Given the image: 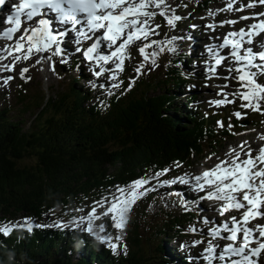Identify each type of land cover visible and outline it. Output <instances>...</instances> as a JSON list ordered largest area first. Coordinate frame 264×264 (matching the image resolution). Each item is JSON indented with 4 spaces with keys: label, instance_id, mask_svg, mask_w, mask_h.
Masks as SVG:
<instances>
[{
    "label": "snow or ice",
    "instance_id": "1",
    "mask_svg": "<svg viewBox=\"0 0 264 264\" xmlns=\"http://www.w3.org/2000/svg\"><path fill=\"white\" fill-rule=\"evenodd\" d=\"M5 3L6 0H0V5ZM224 3V8L209 12L208 15L211 17L217 12H247L249 9L253 11L238 19H228L218 24L208 23L204 25L206 31H215L218 26H234L240 21L254 22L239 30L229 31L219 43L205 46L208 55V59L204 60L206 78L216 77L218 68L225 62L229 65L225 69L228 75L222 77L226 83L219 86L216 93L221 98L212 99L209 104L222 107L240 100L241 109L264 115V84L258 82L259 77L264 76V40L259 39L264 35V11H255L257 7L264 8V0H248L247 3L243 0H224ZM237 4L240 6L236 7ZM181 7L186 9L187 4H173L169 0H18V3L11 5L12 11L4 19V24L8 26L0 30V39L14 42L0 47V85L8 86L15 78L11 73L15 72L16 66L20 62L30 61L33 56L37 57L36 65L47 63L53 72L55 58L59 57L62 65L68 63L61 46L63 41L75 45V52L82 54L83 61L88 62V70L94 77H105L108 83L97 84L90 80L89 84L93 89H106L109 96L122 87L123 82L118 81V73L125 70V61L133 58L131 47H137L141 61L134 69L135 76L129 77L128 88L125 89L129 91L145 69L151 71L159 67L158 58L162 54L176 52V41L191 39V36L176 35L166 39L153 38L159 36L162 27L161 24H154V19L159 16L170 29H175L185 18L178 14ZM48 13L55 15L49 19L40 18ZM188 15L191 16V13ZM53 21L63 30L54 32ZM29 22L35 26H24ZM190 28L196 29L197 25L192 24ZM85 42H88L86 47ZM225 49H229L226 55L222 54ZM29 71L28 67L20 69V78L25 82L30 80L26 76ZM5 72L10 74L3 75ZM229 80L239 84L236 91H226ZM100 104L106 107L104 101ZM231 115L241 122L246 119V115L239 110ZM216 124L221 129L225 127L223 121H217ZM227 128L230 134L240 135L232 131L234 125L231 122ZM259 141L258 149H254L249 141H241L239 145L230 147L224 158L216 156L217 162L199 174L186 172L173 179H166L163 177L171 169L165 167L151 176L145 175L124 186H116L110 198L104 197L94 202L95 206L80 217V224L86 223L84 231L92 233L113 254H118L121 248L126 254V243H117L123 237L116 235L113 238L107 233L104 223L98 224L99 231L95 232L93 221L100 220L101 215L110 217L111 226L123 230L127 214L139 199L157 188L178 183L188 186L196 194L193 204L198 205L205 200L214 201L215 211L223 218L217 223L202 217L203 229L195 226L188 229L189 233L206 230L207 236L211 237L192 242L193 247L207 245L203 248V261L207 264H213L214 260L217 264H264V223L259 222L264 220V133L259 135ZM213 155H209L208 159H212ZM175 167L180 168V163L176 162ZM97 208L103 211L98 214ZM184 210L188 211L186 201ZM232 211L238 212L239 216H226ZM50 227L67 228L68 225H61L59 221L40 224L25 217L22 222L0 226V235L8 236L17 228L32 232L34 229ZM217 240L228 243L221 246L214 243ZM180 247L186 245L181 244ZM221 247L222 251L217 255V249Z\"/></svg>",
    "mask_w": 264,
    "mask_h": 264
},
{
    "label": "trees",
    "instance_id": "2",
    "mask_svg": "<svg viewBox=\"0 0 264 264\" xmlns=\"http://www.w3.org/2000/svg\"><path fill=\"white\" fill-rule=\"evenodd\" d=\"M72 67L77 70V62L66 70V90L42 94L34 103L27 130L22 118H12L9 106L0 109V219L18 213L41 217L56 206L72 208L112 176L125 180L142 167L198 159L219 140L214 117L188 108L194 93H187L184 103L176 100L186 92L176 83L184 81L177 69L164 75L172 81L158 83L154 93L145 85L138 94L104 97L106 107H101L91 102L88 91L75 88L79 73L70 75ZM18 95L24 105L26 97ZM29 109L28 103L20 112ZM184 218L177 214L169 219L170 224L162 226L164 234H172ZM76 237L68 230L43 229L0 235V264H176L161 246L151 252L142 242L127 257L109 261L102 252L94 254L96 246H82L85 241ZM159 237L156 231L152 239ZM77 251L81 254L75 255ZM180 264H186L185 259Z\"/></svg>",
    "mask_w": 264,
    "mask_h": 264
},
{
    "label": "rangeland",
    "instance_id": "3",
    "mask_svg": "<svg viewBox=\"0 0 264 264\" xmlns=\"http://www.w3.org/2000/svg\"><path fill=\"white\" fill-rule=\"evenodd\" d=\"M223 3H224V1L221 2L219 0L217 2H212L210 5H212V7H215V11H216V10H219V9L225 7V5H223ZM239 6L240 5H236V7H239ZM257 9H260V7H257ZM209 12H212L210 8L206 9V10L203 7L197 9L196 1H192L191 3H189L187 5L186 9L184 8V13L179 12L178 14L183 15L185 17V19H183V21H187V20H189L190 22L195 21L197 26H199V25L203 26L205 21H212L214 19V23L218 24L220 21L225 20L226 15L227 16L228 15L236 16L240 13V12H238V13L237 12H235V13L217 12L216 15L210 17L208 15ZM189 13H191V16L188 15ZM153 23L154 24H160V21L156 17L154 19ZM182 29L183 30H181V28L178 27V29L175 28L173 31L167 33V30H165L162 26L160 28L158 39H166L168 36H171V35L187 37L184 34H187L188 30H189V32H193V33L196 32V34H197L196 41L199 39V37H201L203 35V33H200L197 30V28L196 29H192V28L188 29V27L185 25V26H183ZM203 29H204V26H203ZM164 30H165V33H163ZM178 31H180V32L178 33ZM182 41H183V39L175 42L176 52L182 48V46H181ZM206 43L209 44L210 41H206ZM131 53L133 54V55H131L133 58L131 60H126L124 67L128 66L129 69H127V71L132 74L136 65L141 61V57L139 56V54L137 52V47H135V50L133 52L130 51V54ZM36 58L37 57L34 56L29 61V63L27 65H25V62L19 63V65L16 68V71L14 72V75H15L14 80L12 82H10V84L8 86L0 85V109L2 107L9 106V108H11L10 115L12 116V118H14V119L22 118L23 119V122H24L23 129L24 130H27V128H28L29 120L32 118L33 112L36 110L34 103L38 102L40 100V96L42 94L54 96V95L58 94L61 89L66 90L65 83L68 81L67 73H66V76L63 77L60 72H58L56 70H55V72L51 71L49 69V66L47 63H43L41 65H36L35 64ZM71 61H72V59H70V62ZM165 61H167V58H166V55L164 53L158 58L159 67H157L151 71H148L147 69H145L143 75L150 76L149 73H152V74L153 73H159V72L161 73L163 70V65H164ZM56 63H59V61L56 60ZM191 64L194 65V62H192ZM24 66L28 67L30 69L28 74H26L27 77H30V80H27V82H25V80L21 79L19 76L20 75V69ZM203 69L205 70V68H203ZM61 71L64 72L65 68H64V70H61ZM134 73H135V71H134ZM72 74H74V71L71 68L70 69V75H72ZM3 75H5V74H3ZM128 76L129 75H125V70H124L122 73H118V81H122L124 83V78H127V81L129 82ZM133 76H135V74L130 75V77H133ZM18 78L20 79V81L18 80ZM90 80L95 81L97 84L108 83L106 81L105 77L96 78L89 72V70L86 66H83L82 72L78 76V79L76 81L75 88L88 91L89 95L93 96V99L91 100V102L98 104L101 102V97L103 95L107 94V90L106 89H99V88L93 89L89 84ZM194 82L195 83H192V84H195L197 86V88L200 87V85L197 81H194ZM261 83H262V81H261ZM127 88H128V84L127 85L122 84V87L120 89L114 90V91L126 92L125 89H127ZM140 88L144 89L145 87L143 86V84L140 85V83L137 82V84L134 85L133 88H131V90L134 89V93L138 94L140 92ZM146 88H148V90H149L148 93H151V92L154 93L155 92L152 90L154 88L153 85H151L150 87H146ZM198 89L199 90L196 92V97L198 98L199 101H203V99H205L204 96L209 95V93L211 92L210 89H207V90L200 89V88H198ZM131 90H129V91H131ZM19 91L21 92V94H23L26 97V99L30 105V109L25 113H21L20 108L24 105H27L28 103L26 101V103H24V105H23L24 100L18 99V96H20V95H18ZM182 100L183 99L178 100V101L182 102ZM207 105L208 104L206 102H204V106H207ZM239 111H241L242 114L246 115V119H244L242 121V125H241L242 128H239V129L234 128V131H236V133H240V135L238 136L239 140L237 142L249 141L251 143V141L256 140V134L258 131V128H256V126H253L254 125L253 121L258 120L259 124L258 125L255 124V125H257V127H264V115H262L260 113L253 112L251 110L240 109ZM257 117H259V118H257ZM261 129L262 128H260L259 130H261ZM263 131H264V129H262V131H260V132H263ZM252 133H253V135H252ZM250 136L251 137L254 136V138L252 139ZM233 141H234V139H232L231 141H227L225 143V147H222V148L214 147V149L209 151V153H207V155L200 162H198L192 169H184L183 171H186L188 173H192V172L196 171L200 165L208 166L209 162H211V161L213 162L216 160V158H215L216 154H218L220 156L221 155L220 152L224 151L226 147H228V148L233 147V145H232L233 143L230 145V142H233ZM211 154H215V155H213L212 159H208L209 155H211ZM113 169H114L113 167H110L109 171L113 172L114 171ZM93 196H94L93 194H90L89 196H83L82 197V203L89 202ZM99 197H101V195ZM194 207H195L196 213H198L199 209L196 207V204H194ZM202 209L204 210V208H202ZM77 211H78V209L75 208L74 213L76 212L77 215L80 216V214H82V212H77ZM69 212H72V211H69ZM61 214H64V212L62 213V211L58 207V208H55L49 214L44 215L43 218L46 216H50V217L52 216L53 218H55V217H59ZM18 216L20 217V218L18 217V220L22 219L23 213H18ZM43 218H41V219H43ZM69 221L71 224L68 225V228L71 229V227H76L74 219L69 220ZM198 229H200V228H198ZM181 241L183 242L184 245L191 246L193 239L191 237L181 238V239H178L177 241H171L169 244L170 245L172 244L178 248L179 247L178 244H181ZM135 242L137 243L138 239L135 238L134 243Z\"/></svg>",
    "mask_w": 264,
    "mask_h": 264
},
{
    "label": "bare ground",
    "instance_id": "4",
    "mask_svg": "<svg viewBox=\"0 0 264 264\" xmlns=\"http://www.w3.org/2000/svg\"><path fill=\"white\" fill-rule=\"evenodd\" d=\"M224 13V12H223ZM238 13V12H237ZM231 16H233V15H231ZM222 17V16H221ZM219 18V17H218ZM220 20V19H219ZM255 134V133H254ZM252 135H253V133H252ZM251 137V136H250ZM249 137V138H250ZM246 138V137H245ZM244 139V138H243ZM251 140V139H250ZM255 140V139H254ZM231 145V144H230ZM233 145V144H232ZM219 153V152H218ZM216 156V155H215ZM211 161V160H210ZM212 162V161H211Z\"/></svg>",
    "mask_w": 264,
    "mask_h": 264
}]
</instances>
